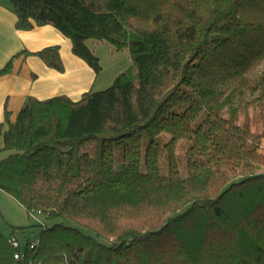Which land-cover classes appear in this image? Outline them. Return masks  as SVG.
<instances>
[{
  "label": "trees",
  "instance_id": "obj_1",
  "mask_svg": "<svg viewBox=\"0 0 264 264\" xmlns=\"http://www.w3.org/2000/svg\"><path fill=\"white\" fill-rule=\"evenodd\" d=\"M0 4L16 30H58L97 75L89 41L132 62L78 102L28 98L15 123L7 100L0 189L41 224L0 232V264H264V129L238 124L236 109L243 99L264 127V68L251 78L264 64V0ZM31 56L65 73L56 46L19 53L0 78ZM91 142L95 156L80 153Z\"/></svg>",
  "mask_w": 264,
  "mask_h": 264
},
{
  "label": "crops",
  "instance_id": "obj_2",
  "mask_svg": "<svg viewBox=\"0 0 264 264\" xmlns=\"http://www.w3.org/2000/svg\"><path fill=\"white\" fill-rule=\"evenodd\" d=\"M17 22L18 18L7 6L0 4V71L19 53H37L45 48L59 46L65 73L48 68L38 57L19 58L14 64L13 73L0 78V125L5 123L7 100L8 108L12 113L11 121L15 123L28 98L34 97L40 101H45L58 98V96H66L70 100L78 102L85 93L90 91L96 93L108 89L117 76L132 66L131 60L126 67L120 64L122 66L113 71L117 73L111 79L102 81L104 77H101V74L104 73L97 75L84 60L73 54L72 42L58 30L51 26H44L42 28L36 27L30 32H24L16 30ZM88 43L97 49L106 44L98 41L87 42V45ZM106 48L109 54H119L111 46ZM100 60L102 61L101 57ZM0 142L1 150L3 148L2 139ZM2 155L6 157L8 153L0 154V156ZM0 201H3L0 203V210L11 228L33 226L28 221L30 216L26 209H23L16 200L14 202L12 197L7 196L1 189ZM17 234L16 238L20 240L21 236Z\"/></svg>",
  "mask_w": 264,
  "mask_h": 264
},
{
  "label": "rangeland",
  "instance_id": "obj_3",
  "mask_svg": "<svg viewBox=\"0 0 264 264\" xmlns=\"http://www.w3.org/2000/svg\"><path fill=\"white\" fill-rule=\"evenodd\" d=\"M89 42H92V41H89ZM88 45H89V43H88ZM107 46H110V45L104 44L97 49V48H95V47L93 48L92 46L89 45L91 52L98 55L99 58L100 57L102 58L101 66H103L102 72L104 73V74H101V77H104V78H102L103 79L102 81H108L109 79H111V77H113L117 73V72L114 73L113 71L115 69H119V67L122 66L120 64H123V66L126 67V66H128L127 64L129 63V60H131V55L127 49L120 51L119 54H109V53H107V51H108L106 48ZM263 68H264V64L261 65V67H259L257 71H254L251 74V78L255 79L256 76L260 74V71ZM244 95L245 96H243L242 98H245V100L247 102H249V100L253 96V92H252V90H249V92H246ZM242 102L246 103L243 101V99H242V101H241V99H239V100H237V104H236V109L238 108V111H239L238 124L249 125L254 133H257V134L263 133L264 127H263V124L260 122L258 112L256 110H254L253 107H251V106L247 107V106L242 105ZM223 115L229 116V112L227 110H224ZM166 137L169 139L168 136H166ZM111 145H109V147H111ZM96 146H97V143L91 142V143L87 144L86 147L81 148L79 151H80V153L87 152L88 154L95 156ZM177 152H179L181 154L180 164H181L182 170H184V167H185V164L183 162L184 148L180 147L177 150ZM8 155H6V157ZM6 157H5V155L0 156V161ZM164 159H165V154L162 155L161 162ZM163 165H165L163 171L167 174L168 170H169V165L167 164V160L163 161ZM12 200H14V199L12 198ZM2 202L3 201H0V203H2ZM14 202H16V201L14 200ZM29 216H30V220L28 219V221L32 225L35 226V225L41 224L40 221L37 219L36 215L30 214ZM9 222H11V221L9 220ZM11 229L12 228L10 227V224L6 223V219L4 217V214L0 210V232L4 235L10 237V234L12 231ZM17 235H20V234L18 233ZM20 236H21L20 242L24 247L25 246L24 238L22 235H20Z\"/></svg>",
  "mask_w": 264,
  "mask_h": 264
},
{
  "label": "built area",
  "instance_id": "obj_4",
  "mask_svg": "<svg viewBox=\"0 0 264 264\" xmlns=\"http://www.w3.org/2000/svg\"><path fill=\"white\" fill-rule=\"evenodd\" d=\"M37 214H38V215H41L40 212H37ZM37 214H36V215H37ZM11 244H12V246H13L14 248H16V249H20V247L22 246L20 240H19L18 238H16V237H13V239H12V241H11ZM35 246H36L35 243H32L30 247L34 250V249H36ZM14 258H15L16 260H19V259L21 258V255H19L18 253H16L15 256H14Z\"/></svg>",
  "mask_w": 264,
  "mask_h": 264
}]
</instances>
